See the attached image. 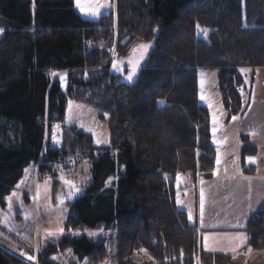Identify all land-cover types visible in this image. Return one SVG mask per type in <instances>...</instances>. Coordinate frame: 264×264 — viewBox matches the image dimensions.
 <instances>
[{
    "label": "trees",
    "instance_id": "16d2710c",
    "mask_svg": "<svg viewBox=\"0 0 264 264\" xmlns=\"http://www.w3.org/2000/svg\"><path fill=\"white\" fill-rule=\"evenodd\" d=\"M114 24L108 14L84 19L74 0H0V206L26 168L39 162L53 127L46 129L47 114L61 121L71 97L108 114L112 146L94 157L90 134L63 128L65 148L89 152L92 164L91 184L70 205L66 229L111 232L114 264H196L198 255L200 264H238L200 251L197 226L176 204V176L213 177L217 155L210 111L199 102L198 71L220 70L227 119L244 113L239 69L264 67V0H117V29ZM199 27L210 30L206 38L198 36ZM115 34V55L84 84L90 96L64 91L61 79L50 83L47 71L101 66ZM101 38L105 44L88 51V41ZM140 44L151 47L129 82L130 59L119 60ZM243 141V169L253 173L246 159L259 148ZM51 142L50 136L46 158L59 159ZM245 230L252 249L264 252V211L252 215ZM69 249L94 263L109 256L106 242L68 235L40 253L28 249L35 261L0 245V264H58L52 256Z\"/></svg>",
    "mask_w": 264,
    "mask_h": 264
},
{
    "label": "rangeland",
    "instance_id": "374dc122",
    "mask_svg": "<svg viewBox=\"0 0 264 264\" xmlns=\"http://www.w3.org/2000/svg\"><path fill=\"white\" fill-rule=\"evenodd\" d=\"M74 2L76 10L80 15L84 19L91 21L100 20L101 17L108 13L110 8L117 7V0H80L81 5L83 6L82 10L77 7V0H74ZM97 4H107L108 7L101 8L100 15L97 17L85 14L87 11L94 9ZM114 18V27L117 29V15ZM205 30L207 33L210 32L209 29L199 27L198 36L206 38L207 36H204ZM118 41L119 40L114 39L112 51L117 48ZM140 45L132 47L130 55L126 58L120 57L119 62H123L125 59H135L141 54L140 51H138ZM146 55L143 61L145 60ZM110 56L107 61L99 67H85L88 69L87 71H81L79 68L66 71L83 73V75L88 74L90 78L89 81H91V78L93 77L91 74L100 71V68L105 66L110 61V58L112 59ZM122 64H124V62ZM242 69H247L248 71H241ZM239 72L246 81V86L242 89L244 101L251 98L254 101L252 105H255L256 108L259 109L263 106L262 99H264V67H242L239 69ZM64 74L65 73H62L61 75V86L64 91H67L69 87L67 86V79L70 80L71 77H67ZM219 74V69H200L198 71V88L199 102L209 109L211 125L213 113L216 114L217 131L215 138L213 137V134L212 137L213 144L214 146L216 144L221 155L222 151H225L228 148L226 146V141H230L232 146L237 145L240 125L236 119L230 121L225 127H222L225 121L224 117L226 110L222 102V95L219 87ZM202 78L205 80L203 88L200 84ZM89 81L85 82V84L89 83ZM81 82L83 84L84 80ZM82 84L78 85L75 90H72L75 92H86L87 96H90L88 86L83 85V88H81ZM202 91L206 97L203 101L200 99ZM69 101L72 102L71 107H69ZM209 104L211 107H209ZM54 115L56 116V114ZM54 115L50 114V116ZM101 115H104V118L101 117ZM50 116L48 117L49 120L51 119ZM108 117V114L96 109L86 102H81L71 97L68 98L62 120L56 121L57 117L52 120L54 124H52L53 127L51 130H48L46 133L44 146L39 159V163H45L47 167L51 166L52 170L42 172L40 171L39 163L31 164L26 168L25 174L18 184L19 186H16V190L6 197V207L3 208L0 206V217L2 219L0 227L1 246L16 252L23 259L35 261V258H28L29 255L26 254L28 249L37 254L49 244L58 245L68 235L72 237L86 236L93 241L106 242L109 256L105 262L94 263L88 258L81 259L75 255L71 249L64 253L60 252L57 255H53L52 260L58 264H114L111 251L114 247L115 239L111 232L104 230V228H88L84 230L76 229L68 231L65 227L70 205L81 197L91 184L92 164L89 152L76 149L73 150L70 147L65 148L66 146L62 143L63 128L74 129V131L75 129H78L82 131V133L90 134L95 148L94 157H97L106 148L112 146V136ZM50 136L52 137V142L50 144L53 148L58 149V152L62 155L59 159H47ZM53 136H55V140L53 139ZM214 139L216 140L215 143ZM98 140L101 141V143H97ZM64 149H66V151L68 150L66 154L64 153ZM253 158H255L257 162L259 156H254ZM180 175L181 180L179 186L177 185L179 207L183 206L181 202L183 195L193 197L194 194L192 191L184 192L186 186V179L184 178L185 174L181 173ZM64 180L73 182L80 191L70 196V189L64 183ZM37 193H39V196ZM9 197L11 198V209H9ZM61 200L64 201L62 204L60 202ZM190 213L192 216L191 220L194 221L195 212L192 205L190 207ZM61 229H63L62 233ZM251 250L252 247H250L248 254ZM21 253L24 254L22 255ZM254 253L248 258H241L238 261V264H264V252L257 251ZM35 263L36 262H34V264Z\"/></svg>",
    "mask_w": 264,
    "mask_h": 264
},
{
    "label": "crops",
    "instance_id": "0c3cea01",
    "mask_svg": "<svg viewBox=\"0 0 264 264\" xmlns=\"http://www.w3.org/2000/svg\"><path fill=\"white\" fill-rule=\"evenodd\" d=\"M252 103L254 101L251 98L244 101V113L236 116L240 125L237 145L232 146L230 141H226L228 148L220 155L215 144L216 155L220 161L217 164L216 158L214 172L217 174L210 179H200L192 173H184L186 179L184 192H194L193 197L183 195L181 199L183 206L179 207V198L176 195V204L180 209L185 210L188 215L191 205L194 209V221L190 220V222L195 224L199 230L200 251L212 255L229 256L236 259L237 262L241 258H248L257 252L252 249L247 256L240 255L245 247H251L250 236L245 230L249 218L264 211V99H262L263 106L259 109ZM224 118L222 127L232 121V117L226 118V113ZM253 132L255 135L250 134ZM244 137L259 148L256 155V157L259 156V159L256 163L250 164L249 157L246 159L248 166L256 167L253 173L244 172L243 169L241 152ZM201 189H203L205 197L203 221L200 216ZM236 235H244L247 239L235 251L232 250L230 242L227 240H224L219 246L209 240V246L207 249L205 248V236L232 237ZM212 248L216 250H211Z\"/></svg>",
    "mask_w": 264,
    "mask_h": 264
},
{
    "label": "snow or ice",
    "instance_id": "6c2138e0",
    "mask_svg": "<svg viewBox=\"0 0 264 264\" xmlns=\"http://www.w3.org/2000/svg\"><path fill=\"white\" fill-rule=\"evenodd\" d=\"M77 7L78 8H81L83 10V6L81 5L80 3V0H77ZM103 7H108L107 4H97V6L92 9L91 11H87L85 14L87 15H91L93 17H97L100 15V10L101 8ZM3 29H0V32H2ZM207 31L205 30L204 31V36L206 37L207 36ZM150 45L148 44H142L140 45L139 47V50L140 51V56L134 60H129L128 63L130 65V68L128 70V74L126 76V80L129 81V82H132L134 80V78L137 76L138 72L140 71V66H141V62L143 61L145 55L147 54L148 50L150 49ZM113 68L114 70H118V71H121L122 69L119 67V65H117L116 63H113ZM241 71H248L247 69H242ZM204 83H205V80L202 78L200 80V84H201V87L203 88L204 86ZM200 99L203 101L206 99L203 91L201 92V95H200ZM71 104L72 102L69 101V107H71ZM209 107H211V105L209 104ZM232 120H236L237 117L236 116H233L231 118ZM216 131H217V118H216V114L213 113V116H212V134H213V137L215 138V134H216ZM251 135H255V133H250ZM53 139L55 140V136H53ZM216 142V140L214 139V143ZM97 143H101V141H97ZM248 162L250 164H254L256 163V160L255 158L253 157H249L248 158ZM220 161H219V157L217 158V164H219ZM217 173H213V175H216ZM176 180H177V185L179 186V183H180V180H181V175L179 173H177V176H176ZM64 183L69 187L70 189V193L69 195L72 196L73 194L75 193H78L80 191L79 188L76 187V185L71 182V181H68V180H64ZM19 186V185H18ZM37 195L39 196V193H37ZM204 200H205V197H204V191L203 189H201L200 191V216H201V221H203V214H204ZM61 204L64 202L63 200L60 201ZM8 203H9V209H11V198L9 197L8 198ZM189 219L191 220L192 219V216H191V213H189ZM203 226V225H202ZM63 232V229H61V233ZM205 248L207 249L208 248V241L209 240H212L214 245L216 246H219L224 240H227L230 242V246L232 248L233 251H235L236 248L240 247L243 245V243L246 241L247 237L244 236V235H236V236H232V237H209V236H205ZM211 250H216L215 248H212ZM250 251V249H249ZM22 255L24 253H21ZM29 259H33V257L29 256L28 257Z\"/></svg>",
    "mask_w": 264,
    "mask_h": 264
},
{
    "label": "built area",
    "instance_id": "2783aa9c",
    "mask_svg": "<svg viewBox=\"0 0 264 264\" xmlns=\"http://www.w3.org/2000/svg\"><path fill=\"white\" fill-rule=\"evenodd\" d=\"M116 11H117V8H110L108 10V14L109 15H112V14H115L116 15ZM115 39L117 40V34H115ZM89 44H88V51H91L93 50L94 48L100 46V45H103L105 44L106 40L104 38H101L99 40H93V41H88ZM115 52V49L113 50V53ZM111 57V56H110ZM79 70L81 71H87L88 69L86 68H79ZM62 73H68L69 74V77L70 80H68V86L75 90L78 85L82 84V80H84V83L81 85L83 88V85L85 84V82L89 81V75L88 74H85L83 75V73H76V72H71V71H64V72H59V73H56V72H52V71H47L46 73V76L48 77V79L50 80V83H54L55 81H57V79L62 75ZM80 83V84H79ZM83 90V89H81ZM49 115L46 116V119H45V125L47 126L46 129L48 128L49 125H52L54 124L51 120H49ZM76 133L80 134L82 133V131L78 130V129H75ZM249 249L250 247L247 246L245 247L241 252L240 254L241 255H247L248 252H249ZM196 264H200V256L198 255L197 258H196Z\"/></svg>",
    "mask_w": 264,
    "mask_h": 264
},
{
    "label": "flooded vegetation",
    "instance_id": "af4514ba",
    "mask_svg": "<svg viewBox=\"0 0 264 264\" xmlns=\"http://www.w3.org/2000/svg\"><path fill=\"white\" fill-rule=\"evenodd\" d=\"M132 60V59H131ZM129 64V63H128ZM119 67L122 69L121 72L123 71L124 69V65H119ZM128 68H130V66H128Z\"/></svg>",
    "mask_w": 264,
    "mask_h": 264
},
{
    "label": "water",
    "instance_id": "95a60500",
    "mask_svg": "<svg viewBox=\"0 0 264 264\" xmlns=\"http://www.w3.org/2000/svg\"><path fill=\"white\" fill-rule=\"evenodd\" d=\"M123 45H124V43H123ZM139 55H140V54H139ZM139 55H138V56H139ZM138 56H137L136 58H138ZM136 58H135V59H136ZM132 60H134V59H132ZM129 66H130V65H129Z\"/></svg>",
    "mask_w": 264,
    "mask_h": 264
}]
</instances>
